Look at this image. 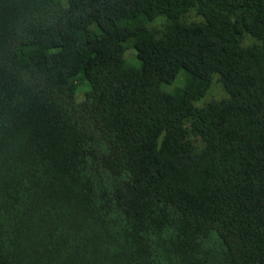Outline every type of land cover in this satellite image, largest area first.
I'll use <instances>...</instances> for the list:
<instances>
[{
	"label": "trees",
	"instance_id": "1",
	"mask_svg": "<svg viewBox=\"0 0 264 264\" xmlns=\"http://www.w3.org/2000/svg\"><path fill=\"white\" fill-rule=\"evenodd\" d=\"M0 264H264V0H0Z\"/></svg>",
	"mask_w": 264,
	"mask_h": 264
},
{
	"label": "rangeland",
	"instance_id": "2",
	"mask_svg": "<svg viewBox=\"0 0 264 264\" xmlns=\"http://www.w3.org/2000/svg\"><path fill=\"white\" fill-rule=\"evenodd\" d=\"M181 18L184 21L190 22L193 20H199L202 18L201 15H199L195 10L190 9L186 12H184V14L181 16ZM166 22V18L165 16H158L156 18H154L153 20L148 22V27L154 29V30H160L164 23ZM240 43L243 45H247L252 43L255 39L249 35L248 33H243L240 38ZM134 50L129 48L126 52L127 57L129 59H133L134 57ZM125 54V57H126ZM128 60V59H127ZM135 62H137V59H135ZM86 88L85 85H83L81 88H79L77 90L76 93V99L78 100V103H82L84 101V89ZM227 96L226 91L224 90V88L222 87L221 82L218 79V74L215 73L213 75L212 81L209 85V87L207 88L205 94L203 96H201L200 98L196 99L194 101L195 105L200 106L203 105L206 101L211 100V99H220ZM189 138L190 140L194 143V145L197 148H201L203 146V140L200 138V136L198 135H194L192 132H190L189 134Z\"/></svg>",
	"mask_w": 264,
	"mask_h": 264
}]
</instances>
